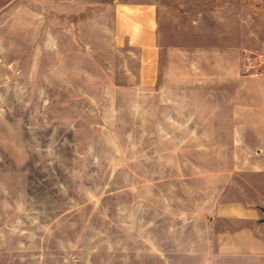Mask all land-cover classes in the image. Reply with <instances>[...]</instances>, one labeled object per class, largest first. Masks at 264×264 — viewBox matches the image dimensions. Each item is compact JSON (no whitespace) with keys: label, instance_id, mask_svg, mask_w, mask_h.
<instances>
[{"label":"rangeland","instance_id":"374dc122","mask_svg":"<svg viewBox=\"0 0 264 264\" xmlns=\"http://www.w3.org/2000/svg\"><path fill=\"white\" fill-rule=\"evenodd\" d=\"M137 1L153 85L114 0H0V264H264V0Z\"/></svg>","mask_w":264,"mask_h":264},{"label":"crops","instance_id":"0c3cea01","mask_svg":"<svg viewBox=\"0 0 264 264\" xmlns=\"http://www.w3.org/2000/svg\"><path fill=\"white\" fill-rule=\"evenodd\" d=\"M112 37L116 44L129 45L138 51L140 79L146 85H153L157 80L159 56L158 9L156 5L137 0H114ZM258 133L263 146L258 149L260 152L258 154L264 155V133ZM258 170L264 171V163L260 164ZM257 205L263 206V204ZM217 214L219 220L228 221L229 225L234 227L228 246L264 255V239L254 231V229L261 230L260 226L263 225H259L260 228L253 226L254 222L259 219L256 209L242 206L239 202L237 206L230 207L228 210L223 209ZM252 221L253 229L249 226Z\"/></svg>","mask_w":264,"mask_h":264},{"label":"built area","instance_id":"2783aa9c","mask_svg":"<svg viewBox=\"0 0 264 264\" xmlns=\"http://www.w3.org/2000/svg\"><path fill=\"white\" fill-rule=\"evenodd\" d=\"M260 60H261V63H260V65H259V67H260V68L262 67L263 72H264V59L261 58Z\"/></svg>","mask_w":264,"mask_h":264},{"label":"water","instance_id":"95a60500","mask_svg":"<svg viewBox=\"0 0 264 264\" xmlns=\"http://www.w3.org/2000/svg\"><path fill=\"white\" fill-rule=\"evenodd\" d=\"M263 213H264V208H263ZM263 222H264V219H263Z\"/></svg>","mask_w":264,"mask_h":264}]
</instances>
